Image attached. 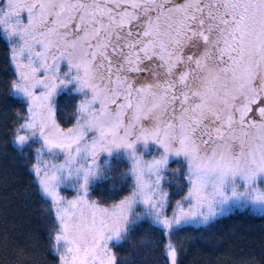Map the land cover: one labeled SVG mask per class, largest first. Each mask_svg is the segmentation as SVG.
Instances as JSON below:
<instances>
[{
	"label": "snow or ice",
	"instance_id": "snow-or-ice-1",
	"mask_svg": "<svg viewBox=\"0 0 264 264\" xmlns=\"http://www.w3.org/2000/svg\"><path fill=\"white\" fill-rule=\"evenodd\" d=\"M0 42V150L31 175L50 264H134L133 240L180 264L185 227L210 264H264V241L208 231L264 217V0H0ZM39 239L5 222L3 264H41Z\"/></svg>",
	"mask_w": 264,
	"mask_h": 264
},
{
	"label": "trees",
	"instance_id": "trees-1",
	"mask_svg": "<svg viewBox=\"0 0 264 264\" xmlns=\"http://www.w3.org/2000/svg\"><path fill=\"white\" fill-rule=\"evenodd\" d=\"M10 72L8 51L4 43L0 42V98L6 92L5 86L10 78ZM64 102H69L66 97L61 100V103ZM70 112V108L66 109V115H70ZM2 139L3 136L0 134V140ZM5 172L8 176L7 186L0 182V227H3L7 222L8 227L17 234H34L40 237L38 240L39 254L44 257L41 264H44L45 261L50 264L52 258L45 252V244L42 239L44 228V219L41 213L42 202L35 195L34 186L29 183L31 175L18 168L11 149H8L7 155H4L0 150V175ZM109 188L110 182L98 184L93 191V198H96L97 194H103L105 197L110 196ZM5 197H7L8 206L6 218L2 211L6 203ZM141 231L142 229H137L136 234L138 235ZM208 231L214 233L216 238L224 241L226 245L247 251L249 248H258L264 241V217L259 214L253 215L242 210H235L230 214L218 217ZM203 232L204 229L200 227H185L176 234L174 240L182 242L186 249L179 257L180 264H210L214 256L218 255L207 250L206 242L201 238ZM134 242L135 240L132 243ZM132 243L125 242L120 245L116 249L118 254L132 253L134 264H139L142 258L146 259L148 264H168L166 256L163 255V249L147 257L135 256ZM6 259L7 257L0 256V264H3Z\"/></svg>",
	"mask_w": 264,
	"mask_h": 264
}]
</instances>
